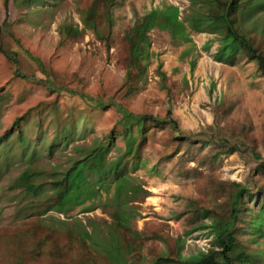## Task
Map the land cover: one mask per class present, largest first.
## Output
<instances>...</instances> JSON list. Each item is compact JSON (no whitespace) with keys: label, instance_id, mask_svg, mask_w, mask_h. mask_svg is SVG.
<instances>
[{"label":"rangeland","instance_id":"rangeland-1","mask_svg":"<svg viewBox=\"0 0 264 264\" xmlns=\"http://www.w3.org/2000/svg\"><path fill=\"white\" fill-rule=\"evenodd\" d=\"M113 1L98 3L94 31L84 24L92 0H0V264H147L177 249L186 257L216 243L215 222L231 248L229 234L264 261L263 219L254 233L247 223L264 215V74L239 52L218 56L221 33L185 18L191 0ZM166 5L178 7L184 35L151 27L136 62L134 21ZM244 24L264 51V2ZM111 98L160 118L169 108L177 122L147 123L117 180L82 161L99 142L105 165L123 151L128 128L115 124ZM24 172L33 187L16 182ZM243 186L255 192L249 209Z\"/></svg>","mask_w":264,"mask_h":264},{"label":"trees","instance_id":"trees-1","mask_svg":"<svg viewBox=\"0 0 264 264\" xmlns=\"http://www.w3.org/2000/svg\"><path fill=\"white\" fill-rule=\"evenodd\" d=\"M7 1V0H6ZM22 1V0H17ZM93 2L87 7L86 17L84 24L94 31H96V14L98 13L99 2H103V5L108 7L113 0H92ZM190 10L185 15L188 24L194 30H207V31H219L222 35V42L219 46V55L231 57L235 52H239L247 59L254 60L256 67L264 74V51L261 47L255 43L252 36H250L244 22L253 13V11L261 5L264 0H191ZM6 3V2H5ZM108 24L111 23V14L109 8H106L103 12ZM1 27H6V22ZM155 25H162L170 28L171 32L175 35L177 32L184 35V23L178 18V7L175 5H166L164 7L150 8L148 11L138 16L133 23L132 32L130 33V43L133 59L139 62L141 58L148 55L149 38L148 31ZM10 32V31H9ZM144 55V56H142ZM158 72L162 80H164L165 74L160 70V65L157 64ZM50 86L49 81H47ZM53 87V86H52ZM82 98L86 99L90 104L97 107H104L105 102L101 99H97L94 96L81 93ZM113 105H116V109L119 113L115 124H121L124 128H128L127 134L124 135V148L123 151L114 159L109 160V163L105 165L104 162V149L107 147L103 142L97 143L94 148L89 151V154L83 158L82 161L91 158L89 160V166L101 167L104 172L115 170V179L117 180L123 174L122 169L119 168L125 154L137 155L141 142L144 140V127L147 123L160 124L168 123L171 127L177 129V122L173 118L170 109H167L165 116L162 118L149 113H135L129 110L122 103H117L114 99ZM19 117L13 120L14 125H19ZM135 124L136 131L139 133V137L134 134L132 124ZM19 132V129L17 130ZM17 132V133H18ZM19 134V133H18ZM7 136V130L0 134V141ZM109 137H112L110 134ZM231 148H235L231 147ZM253 156L256 159H260L258 152L253 151ZM81 160H77L74 164L68 168L63 179H67L69 172L74 168ZM258 164H264L260 161ZM105 168V169H104ZM119 168V169H118ZM29 175L24 172L20 175V182L24 184L25 188L33 187L32 181L27 180ZM25 178V179H24ZM57 182V181H56ZM55 182V183H56ZM241 194L243 195V205L246 209H249V199L255 192L251 190L249 186H243L241 188ZM246 195V196H244ZM249 212V211H248ZM204 215L207 210L203 212ZM250 213V212H249ZM262 217L260 223V230L264 234V215L262 211L256 212V214L248 217L249 230L253 232L254 223L256 218ZM215 230L216 243L209 246L206 250H198L197 253L183 257L180 255L179 249L176 250L175 255H159L147 264H264L255 259L257 253H253L245 249L244 244L237 239L233 234H229L230 240L235 244V249L231 248L229 244L222 238V233L219 230L218 224L212 223ZM262 234H260L261 236ZM234 252V253H233Z\"/></svg>","mask_w":264,"mask_h":264}]
</instances>
